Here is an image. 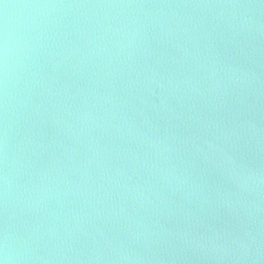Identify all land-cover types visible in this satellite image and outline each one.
<instances>
[{
	"label": "water",
	"instance_id": "obj_1",
	"mask_svg": "<svg viewBox=\"0 0 264 264\" xmlns=\"http://www.w3.org/2000/svg\"><path fill=\"white\" fill-rule=\"evenodd\" d=\"M0 260L264 264V0H0Z\"/></svg>",
	"mask_w": 264,
	"mask_h": 264
},
{
	"label": "clouds",
	"instance_id": "obj_2",
	"mask_svg": "<svg viewBox=\"0 0 264 264\" xmlns=\"http://www.w3.org/2000/svg\"><path fill=\"white\" fill-rule=\"evenodd\" d=\"M0 264H5L4 260H0Z\"/></svg>",
	"mask_w": 264,
	"mask_h": 264
}]
</instances>
